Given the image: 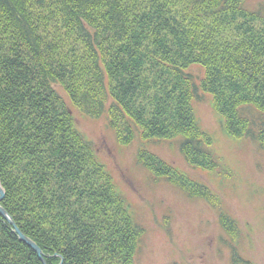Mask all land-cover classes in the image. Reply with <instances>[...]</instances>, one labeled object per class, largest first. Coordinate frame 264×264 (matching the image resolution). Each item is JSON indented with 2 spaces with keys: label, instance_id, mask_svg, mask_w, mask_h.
Instances as JSON below:
<instances>
[{
  "label": "trees",
  "instance_id": "16d2710c",
  "mask_svg": "<svg viewBox=\"0 0 264 264\" xmlns=\"http://www.w3.org/2000/svg\"><path fill=\"white\" fill-rule=\"evenodd\" d=\"M205 100L229 136L264 146L263 4L0 0V206L46 264H135L144 228L76 114L103 119L120 146L138 141L154 182L212 203L147 146L172 142L193 168L221 169L195 116ZM0 264H42L1 215Z\"/></svg>",
  "mask_w": 264,
  "mask_h": 264
},
{
  "label": "rangeland",
  "instance_id": "374dc122",
  "mask_svg": "<svg viewBox=\"0 0 264 264\" xmlns=\"http://www.w3.org/2000/svg\"><path fill=\"white\" fill-rule=\"evenodd\" d=\"M246 3L256 9L264 0ZM194 111L211 136L221 169L193 168L172 142H149L147 146L208 187L215 195L212 203L190 198L165 181L154 182L136 163L139 142L118 145L103 119L78 114L75 118L79 130L94 142L135 221L144 228L135 264H233V255L250 264H264V146L229 136L208 100L196 104ZM221 214L235 221L234 234L223 228Z\"/></svg>",
  "mask_w": 264,
  "mask_h": 264
},
{
  "label": "water",
  "instance_id": "95a60500",
  "mask_svg": "<svg viewBox=\"0 0 264 264\" xmlns=\"http://www.w3.org/2000/svg\"><path fill=\"white\" fill-rule=\"evenodd\" d=\"M4 195H5L4 190L0 185V202L3 200ZM0 215L9 225H11V227L13 228V232L16 234L18 240L21 241L22 243L26 244L35 253L38 260L42 264H46V262L42 256V252L39 249V247L32 240H30L28 237L24 236L20 232V230L15 225L14 221L11 219V217L6 213V211L1 206H0ZM59 264H62V262L60 261Z\"/></svg>",
  "mask_w": 264,
  "mask_h": 264
}]
</instances>
